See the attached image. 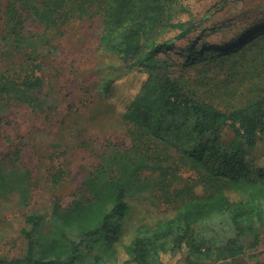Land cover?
<instances>
[{
    "label": "trees",
    "instance_id": "16d2710c",
    "mask_svg": "<svg viewBox=\"0 0 264 264\" xmlns=\"http://www.w3.org/2000/svg\"><path fill=\"white\" fill-rule=\"evenodd\" d=\"M5 3L9 28L4 50L16 61L0 67V95L34 111L48 103L49 98L41 99L48 92L43 94L39 59L56 48L52 40L72 18L99 17V48L126 63V72L103 81L106 99L131 73L136 79L130 86L135 90L131 101L120 110L128 146L109 145L83 179L84 193L68 206L53 199L31 208V171L0 165V209L10 197L25 208L20 233L26 241L24 258L0 254V264H177L181 257L186 264H209L256 246L258 228L264 227V161L249 158L264 143V93L221 109L183 91L159 57L198 27L193 18L175 20L184 9L181 0ZM22 9L43 25L42 32L25 30ZM168 30L177 31L174 38L158 39ZM192 62L189 57L184 64ZM226 126L233 137L223 142L220 135ZM185 171L187 181L180 185ZM142 198L156 208L168 205L169 210H152L125 232L130 201ZM213 220L226 223L225 237L214 239L209 233L207 225Z\"/></svg>",
    "mask_w": 264,
    "mask_h": 264
},
{
    "label": "rangeland",
    "instance_id": "374dc122",
    "mask_svg": "<svg viewBox=\"0 0 264 264\" xmlns=\"http://www.w3.org/2000/svg\"><path fill=\"white\" fill-rule=\"evenodd\" d=\"M27 1L18 0L21 6ZM5 4L0 0L1 68L11 67L16 61L8 49L4 50L3 37L9 28ZM181 5L184 9L177 12L175 20L193 18L198 27L160 52L159 57L165 60V70L179 79L183 91L221 109L262 95L264 40L257 47L251 45L264 37V0H181ZM26 12L22 9L25 30L42 32L43 25ZM100 31L97 16L72 18L54 37L56 48L39 59L45 80L43 94L48 92L41 99L49 98L48 103L42 101L41 110L34 111L24 102L0 95V165L5 170L18 167L31 171V208L43 207L53 199L68 206L77 194L84 193L82 181L99 155L109 145L129 144L120 110L135 92L130 86L136 73L127 76V83H117L110 100L105 98L103 81L126 72L127 66L116 54L99 48ZM176 32L168 30L158 39L174 38ZM189 57L193 62L185 65ZM232 137V128L226 126L220 140L228 142ZM258 159L264 161L263 142L252 150L249 161ZM188 173L182 174L180 185L187 181ZM226 192L230 199L236 198L233 191ZM130 205L123 221L125 232L144 221L152 210H169L168 205L156 208L145 198L130 201ZM24 212L25 208L11 197L0 209V254L12 259L25 256L26 241L20 233L25 225ZM207 229L214 239L228 234L225 222L213 220ZM258 236L256 246L244 254L209 264H264V227L258 228ZM177 264H186L184 257Z\"/></svg>",
    "mask_w": 264,
    "mask_h": 264
}]
</instances>
